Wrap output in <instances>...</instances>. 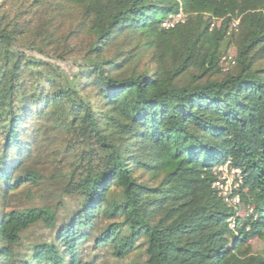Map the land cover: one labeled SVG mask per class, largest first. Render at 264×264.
I'll use <instances>...</instances> for the list:
<instances>
[{"label": "trees", "instance_id": "obj_1", "mask_svg": "<svg viewBox=\"0 0 264 264\" xmlns=\"http://www.w3.org/2000/svg\"><path fill=\"white\" fill-rule=\"evenodd\" d=\"M256 238L264 0H0V264H264Z\"/></svg>", "mask_w": 264, "mask_h": 264}, {"label": "built area", "instance_id": "obj_2", "mask_svg": "<svg viewBox=\"0 0 264 264\" xmlns=\"http://www.w3.org/2000/svg\"><path fill=\"white\" fill-rule=\"evenodd\" d=\"M184 19V14L182 12L171 15L168 19L165 20L163 23V26L165 27H171L174 26L178 21ZM239 21H236L234 23V26H237ZM229 59H232V56L229 57ZM223 170V175L215 182L214 186L219 190V194L224 198V200L230 204L237 205L240 202V196L238 194H234V190L236 188H239V186L243 183V178L241 175V172L239 169H234L229 171L225 167L222 168ZM228 174H231L230 176L234 177L233 182H234V187L235 189L233 192L230 191V186H231V177L229 178ZM230 222H233L231 224V227L233 228L235 226V220L232 219Z\"/></svg>", "mask_w": 264, "mask_h": 264}, {"label": "rangeland", "instance_id": "obj_3", "mask_svg": "<svg viewBox=\"0 0 264 264\" xmlns=\"http://www.w3.org/2000/svg\"><path fill=\"white\" fill-rule=\"evenodd\" d=\"M235 54V51H234V48H231L229 51H228V53H227V55H226V57L224 58V66H225V68L226 69H228V68H230V65H231V61L232 60H230L229 59V57H233V55ZM38 56V55H37ZM57 63L59 64V66H61L65 71H70L71 70V67H72V63L71 62H62V61H57ZM30 78V77H29ZM34 78V76L32 77L31 76V79H33ZM229 176V178L231 177L230 175L231 174H228ZM233 176L231 177V186H230V191L229 192H233V190L235 189V187H234V182H233ZM239 204V203H238ZM237 204V205H238ZM241 213L242 214H244L245 213V211L244 210H242L241 211ZM233 222H230V226H231V224H232ZM250 246L252 247V250H253V252L254 253H262V252H264V241H262V240H260V239H252L251 241H250ZM103 264H117L115 261L114 262H107V261H104V262H102Z\"/></svg>", "mask_w": 264, "mask_h": 264}]
</instances>
